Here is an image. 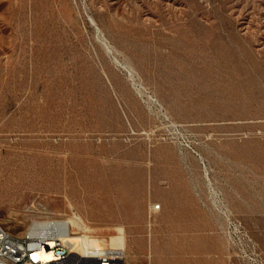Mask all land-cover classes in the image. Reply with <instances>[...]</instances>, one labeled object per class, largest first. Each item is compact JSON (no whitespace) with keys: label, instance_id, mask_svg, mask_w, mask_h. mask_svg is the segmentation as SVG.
Instances as JSON below:
<instances>
[{"label":"rangeland","instance_id":"obj_1","mask_svg":"<svg viewBox=\"0 0 264 264\" xmlns=\"http://www.w3.org/2000/svg\"><path fill=\"white\" fill-rule=\"evenodd\" d=\"M227 216L264 254V0H0L11 233L71 220L123 264H252Z\"/></svg>","mask_w":264,"mask_h":264},{"label":"built area","instance_id":"obj_2","mask_svg":"<svg viewBox=\"0 0 264 264\" xmlns=\"http://www.w3.org/2000/svg\"><path fill=\"white\" fill-rule=\"evenodd\" d=\"M226 219L228 226L242 236L246 248L241 250L249 253V261L264 264V254L255 247L240 221L230 216ZM62 221L34 220L28 227L34 222L47 224L34 233H27L26 229L22 235L11 233L6 225L0 223V264H123L124 248L116 245L112 248L109 242L107 246H82L70 242L67 236L75 234L72 227L76 225H64ZM120 242L123 244L122 240Z\"/></svg>","mask_w":264,"mask_h":264},{"label":"bare ground","instance_id":"obj_3","mask_svg":"<svg viewBox=\"0 0 264 264\" xmlns=\"http://www.w3.org/2000/svg\"><path fill=\"white\" fill-rule=\"evenodd\" d=\"M9 221V218H6L2 221H0V223L6 225ZM62 223L64 225H76L78 228L80 227L79 224H77L76 222H72L71 220H63ZM47 223H32L28 228H27V233H34L35 231H38L40 229H42V227H44ZM81 229V228H79ZM87 228L82 227V231H85ZM67 240L70 242H76V243H80L82 246H99L96 245L94 242L97 240H95L94 238H91L89 236L86 235H80V234H69L67 236ZM112 248H114V246H111ZM117 248H120L119 246H117ZM124 248V247H123ZM125 257V254H124Z\"/></svg>","mask_w":264,"mask_h":264}]
</instances>
